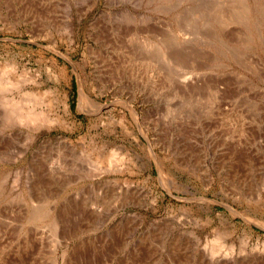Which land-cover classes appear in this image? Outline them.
Listing matches in <instances>:
<instances>
[{"label": "rangeland", "instance_id": "374dc122", "mask_svg": "<svg viewBox=\"0 0 264 264\" xmlns=\"http://www.w3.org/2000/svg\"><path fill=\"white\" fill-rule=\"evenodd\" d=\"M0 264H264V0H0Z\"/></svg>", "mask_w": 264, "mask_h": 264}]
</instances>
